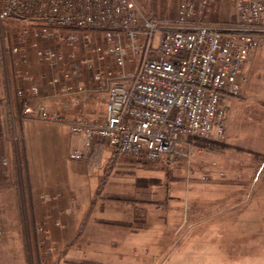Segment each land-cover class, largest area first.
Segmentation results:
<instances>
[{
    "label": "rangeland",
    "instance_id": "1",
    "mask_svg": "<svg viewBox=\"0 0 264 264\" xmlns=\"http://www.w3.org/2000/svg\"><path fill=\"white\" fill-rule=\"evenodd\" d=\"M134 2L141 14L164 23L174 20L179 0ZM27 22L0 21V77L8 74L5 66L9 64H21L27 73L25 80L33 79L28 68L31 64L41 67L42 76L51 72L36 57L31 38L22 55L12 53L11 47ZM233 22L235 11L229 0H222L207 18V23L214 25ZM101 41L99 33L91 35V47ZM40 46L55 48L46 42ZM255 50L245 64V74L241 70L239 95L231 98L230 106L227 103L222 136L211 140L187 137L188 145L181 146L172 160L157 161L121 154L114 158L105 152L102 144L109 145L102 141L100 147L89 150L101 164L87 184L88 199L72 196L69 202L53 208L58 193L38 190L37 179L59 174V168H69L74 174L91 167L85 158L75 162L68 152H61L51 141V130L33 146L28 163L20 144L12 143L10 168L9 164L0 167V189L17 192L19 209L0 214V264H231L224 257L223 261H213L217 260L213 254H264V36ZM76 55L81 58L87 53ZM72 66L68 64V69ZM90 78L81 70L80 80L87 86ZM39 92L38 99L48 94L44 88ZM13 93L14 104L6 101V108L9 105L20 112L24 103L37 105L38 99H19L15 88ZM88 101L78 109L80 104L72 107L66 99L52 100L47 108L65 116L74 109H85L93 118L102 119L104 97ZM0 159L9 163L2 150ZM29 175H33L30 181ZM35 202L39 206L35 207ZM88 206L90 211L84 214ZM119 226L129 229V234L113 228ZM112 237L119 240L111 243Z\"/></svg>",
    "mask_w": 264,
    "mask_h": 264
},
{
    "label": "built area",
    "instance_id": "2",
    "mask_svg": "<svg viewBox=\"0 0 264 264\" xmlns=\"http://www.w3.org/2000/svg\"><path fill=\"white\" fill-rule=\"evenodd\" d=\"M0 1V21H28L12 53L22 55L31 38L38 60L59 69L61 77L48 81L57 88L54 99L72 107L105 99L100 120L22 104V118L66 126L83 138L84 148L71 160L83 159L95 138L118 154L157 161L172 160L187 137L222 136L227 103L240 93L242 66L264 36V0H229L235 22L225 25L207 23L222 0H179L174 20L164 23L141 14L134 0ZM95 33L103 41L91 47ZM79 51L87 55L79 58ZM81 70L90 74V86L80 80ZM39 94L37 86L17 89L23 100ZM7 165L0 159V167Z\"/></svg>",
    "mask_w": 264,
    "mask_h": 264
},
{
    "label": "crops",
    "instance_id": "3",
    "mask_svg": "<svg viewBox=\"0 0 264 264\" xmlns=\"http://www.w3.org/2000/svg\"><path fill=\"white\" fill-rule=\"evenodd\" d=\"M222 6V5H221ZM256 50H254L247 58L246 62L243 65L242 71L243 74H245L246 71V65L248 61L252 58V56L255 54ZM37 62H39L37 60ZM40 64V62H39ZM21 64H9L8 66H5L8 74L6 76L0 77V117H1V126H0V150L4 152V155H6V158L9 161V167L10 168V163H11V157L13 156L12 153V143L13 145L20 144V149L23 150V155L25 154L27 156L26 161L27 163L29 162V158H33V146L42 139V135L48 131L51 130L52 133L50 134L51 141L54 142L55 145L60 148L59 150L62 152H68L70 155L74 151H80L84 148V142L83 138L80 136H76L71 134L69 129L66 126H59L52 124L53 127L49 129L48 123H42L39 121H31L27 120L26 118H22L20 116V112L17 108L10 107L13 106V102L16 98V96L13 93V88L18 89V88H23L24 90H28L29 87L31 86H37L39 89H47L48 94L42 96L41 99L36 100V104H44L46 107L51 105V101L55 100L58 101L57 99L53 98V93L56 91L55 86H50L48 85V81L55 77L56 73L59 74V69L51 70L49 76L46 75H40L41 74V67L37 66V64H31L28 66L29 68V73H32L33 76V81L32 80H25V71H23V68L21 67ZM0 72H1V64H0ZM6 72V73H7ZM43 77H45L46 81H44ZM47 77V78H46ZM25 78V79H24ZM46 82V83H45ZM48 86V88H47ZM50 86V87H49ZM6 101L10 105V102L12 104L7 107ZM88 99H83L80 101V107L83 108L88 104ZM233 101L230 99L228 101L229 106L231 105ZM77 111L73 110L71 111L70 114H68V117L71 116H83L85 118H88L90 120H95L96 118H93L91 115L87 114V111L84 109L83 111ZM105 111V99H104V109L102 112V115H104ZM36 120V119H33ZM67 133L70 135L68 136ZM52 135V136H51ZM102 144V140L98 141H93L91 148L94 150L95 146L100 147ZM103 147L105 148V152H108L111 154L114 158L117 156V152L115 150H112L111 147L105 146L102 144ZM57 148V149H58ZM90 148V149H91ZM15 150V149H14ZM92 152L88 151V156L84 157L86 160L87 165H91L87 170L85 169L83 172L80 173H71L65 169H60L59 171L61 173L59 174H53L49 176V178H40L39 180L37 179V188L38 190H42L43 192H49L53 194L59 195V200L57 203L53 204L52 207L55 208L56 204L58 205L59 203H67L71 199L72 196H78L81 198L88 197L90 196V186L87 184L92 181L93 176L98 172V167L100 166L101 163H98L97 159L95 160V157H93ZM22 154V151L20 152V155ZM68 155V156H69ZM83 158V160H84ZM110 157H107L106 160H108ZM70 159V158H69ZM71 160V159H70ZM75 162L82 161L81 160H72ZM89 163V164H88ZM1 170V169H0ZM10 170V169H9ZM2 174V172H1ZM72 174V175H70ZM33 175L28 176V181L32 180ZM41 188L39 187V184L42 183ZM29 187L33 188L31 185ZM14 192L17 194V192L14 190ZM14 192L8 191L6 189H0V214H4L7 212H12L13 211L18 212V201H17V196ZM42 193V192H41ZM41 193H38L40 195ZM78 194V195H77ZM33 196V195H31ZM88 199V198H87ZM63 200V202H62ZM88 203L86 201L85 206H87ZM91 205V204H90ZM39 206L38 203L35 202V207ZM90 211L89 206L87 208H84V214H88ZM32 212V210H31ZM117 229H124L126 230L127 234H129V229L125 227H113ZM129 228V227H128ZM102 238V237H101ZM108 239V238H107ZM251 239L253 242L255 241L254 238H248ZM111 243H114L119 238H109ZM120 243V241H118ZM214 259L213 261H223L222 257L225 258L226 261H232L233 263L231 264H240L238 261L240 260L242 263L245 261V264H264V254L262 253L261 255H258L254 252L250 253H244L242 255L238 254H218L215 256L213 254ZM217 257V258H216ZM225 263V262H224ZM224 263H219V264H224ZM217 264V263H216Z\"/></svg>",
    "mask_w": 264,
    "mask_h": 264
},
{
    "label": "trees",
    "instance_id": "4",
    "mask_svg": "<svg viewBox=\"0 0 264 264\" xmlns=\"http://www.w3.org/2000/svg\"><path fill=\"white\" fill-rule=\"evenodd\" d=\"M149 19H151L153 22H156V23H158V21L157 20H155V19H153V18H151V17H148ZM28 23V22H27ZM28 25V24H27ZM26 25V26H27ZM192 140H198L197 138H200V137H190ZM203 139H205V140H211V139H214V137H210V138H203Z\"/></svg>",
    "mask_w": 264,
    "mask_h": 264
},
{
    "label": "water",
    "instance_id": "5",
    "mask_svg": "<svg viewBox=\"0 0 264 264\" xmlns=\"http://www.w3.org/2000/svg\"><path fill=\"white\" fill-rule=\"evenodd\" d=\"M9 16L12 18H16V19H22L20 16L14 14V13H10Z\"/></svg>",
    "mask_w": 264,
    "mask_h": 264
}]
</instances>
